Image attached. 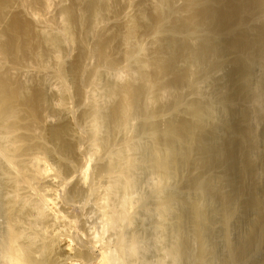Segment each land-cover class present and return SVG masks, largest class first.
I'll list each match as a JSON object with an SVG mask.
<instances>
[{"label": "bare ground", "instance_id": "6f19581e", "mask_svg": "<svg viewBox=\"0 0 264 264\" xmlns=\"http://www.w3.org/2000/svg\"><path fill=\"white\" fill-rule=\"evenodd\" d=\"M150 253L264 264V0H0V264Z\"/></svg>", "mask_w": 264, "mask_h": 264}, {"label": "rangeland", "instance_id": "374dc122", "mask_svg": "<svg viewBox=\"0 0 264 264\" xmlns=\"http://www.w3.org/2000/svg\"><path fill=\"white\" fill-rule=\"evenodd\" d=\"M63 197H64V192L62 191V190H60V192H59V198H60V200H62L63 199ZM74 207L76 208V210H73L74 209ZM80 208V206L79 205H74L73 207H72V212H75L76 214H77V212H78V215H80L82 212L81 211H79L78 209ZM86 213H87V216L89 217L90 216V218H88V221H87V227L88 228H91L90 229V231L91 232H93L92 230L93 229H95L96 228V226H95V222H96V217L95 216H93V214L91 213V211H86ZM91 222V223H90ZM95 226V227H94ZM151 258H150V257ZM149 258L148 257H144V262L147 264L148 262V264H150V262L152 261V256H151V253L149 254Z\"/></svg>", "mask_w": 264, "mask_h": 264}]
</instances>
